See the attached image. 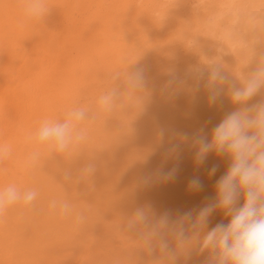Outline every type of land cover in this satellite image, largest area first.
<instances>
[{
    "label": "bare ground",
    "instance_id": "bare-ground-1",
    "mask_svg": "<svg viewBox=\"0 0 264 264\" xmlns=\"http://www.w3.org/2000/svg\"><path fill=\"white\" fill-rule=\"evenodd\" d=\"M26 7L27 0H0V143L12 149L0 162V185L39 195L0 216V264H168L124 230L127 216L150 205L157 231L165 214L173 222L186 212L195 217L214 202L229 162L213 153L196 168L182 145L179 161L165 165L177 166L171 182L137 188L135 180L160 164L159 129L207 134L234 107L225 96L209 108L204 81L193 97L169 85V73L215 62L230 81L248 76L264 54V0H47L37 20L24 18ZM135 64L149 69L143 110L125 84ZM112 89L118 95L106 108L101 97ZM261 99L264 91L252 102ZM73 108L86 109L85 120H72L73 139L84 130L85 141L59 153L28 139L46 119H69ZM34 149L40 156L30 166ZM153 152L146 166L143 157ZM197 176L202 188L190 193ZM53 200L67 201L71 215L52 210ZM227 222L216 211L208 228ZM194 245L190 259L180 254L177 264H205L208 253L197 254Z\"/></svg>",
    "mask_w": 264,
    "mask_h": 264
},
{
    "label": "clouds",
    "instance_id": "clouds-1",
    "mask_svg": "<svg viewBox=\"0 0 264 264\" xmlns=\"http://www.w3.org/2000/svg\"><path fill=\"white\" fill-rule=\"evenodd\" d=\"M47 10V0H27L23 15L26 19L37 20ZM169 75V85L186 87L193 97L200 92V82L204 81L209 108L225 96L234 107L207 134L203 128L191 136L184 132L159 129L160 164L150 171L141 172L135 186L150 187L171 182L176 176L177 166L166 169L165 165L169 161H179L182 145H188L193 151L196 168L203 166L213 153L217 157L227 158L228 168L216 181L214 202L202 207L195 217L192 212H186L173 222L165 214L158 222L161 230L157 231L151 206L139 205L127 216L124 230L137 236L149 256H154L158 251L160 258L167 260L168 264H177L180 254L185 255L186 261L190 259L194 241L197 254L208 253L205 264H264V99L252 102L264 91V54L253 72L237 77L235 81H230L215 62L189 65L183 70V76L175 70ZM189 79L195 82L191 86L188 85ZM125 84L130 98L143 110L150 99L149 69L133 65L125 74ZM139 92L146 95H137ZM117 95L118 91L112 89L101 97V103L106 108L110 107ZM86 115V109L73 108L68 113L69 119L64 122L46 119L28 139L59 153L69 152L74 140L76 143L83 142L87 135L81 130L73 139L72 120L83 121ZM153 154L143 157L146 166ZM11 155V147L0 143V162ZM39 156L38 150L30 151L28 165H35ZM93 170L89 165L88 171ZM216 171L213 166L209 169V176L215 175ZM201 188L202 183L197 176L189 181L186 190L196 193ZM38 195L37 190L22 189L15 183L0 185V216L16 205L31 206ZM50 208L54 211L58 209L59 214L64 216L71 215L72 211L67 201L58 204L53 200ZM216 211L223 213L228 222L218 223L209 229V217ZM76 219L78 222L84 221L83 215H77Z\"/></svg>",
    "mask_w": 264,
    "mask_h": 264
}]
</instances>
